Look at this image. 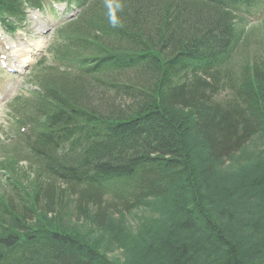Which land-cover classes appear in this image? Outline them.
<instances>
[{"label":"trees","instance_id":"trees-1","mask_svg":"<svg viewBox=\"0 0 264 264\" xmlns=\"http://www.w3.org/2000/svg\"><path fill=\"white\" fill-rule=\"evenodd\" d=\"M44 1L0 0V15L20 20L25 2ZM263 1L121 0L114 28L104 0H78L83 13L58 30L53 64L33 72L39 90L11 107L19 140L0 171L22 179L23 156L38 167L33 188L12 181L33 203L0 191V264H117L79 232L33 221L66 192L99 228L157 200L167 213L158 244L137 264H264V166L223 172L264 138V59L222 79L248 34L238 24ZM127 75L137 102L116 109Z\"/></svg>","mask_w":264,"mask_h":264},{"label":"rangeland","instance_id":"rangeland-1","mask_svg":"<svg viewBox=\"0 0 264 264\" xmlns=\"http://www.w3.org/2000/svg\"><path fill=\"white\" fill-rule=\"evenodd\" d=\"M57 7L63 9V6L60 5H57ZM256 12L264 16V8H260ZM64 18L62 13L56 14L51 11H47V15L40 12L32 13L25 28L19 30L16 34L5 33L0 26V139L2 141L0 161H6L5 155L12 157L10 152L6 151V148L7 145L12 143L18 131L13 119L15 113L12 112L11 108L13 101L20 96L29 97L32 95L31 92L35 90L33 83H36L32 78L34 67L32 65H34L36 57L46 54L48 44L54 37L56 26ZM238 26L240 30L247 31L248 34L236 52L237 58L234 59V67L230 65L224 70L225 75L222 79L226 83L231 78L237 80L242 73L243 65H252L255 59H264V20L239 23ZM36 47L39 48V54L33 58L29 69H23V61L29 60L32 50ZM5 53H8L9 57ZM1 61L8 65L7 68L1 66ZM44 67L51 66L47 62V64L44 63ZM59 73V71H54L53 75L56 76ZM127 76L129 78H125V76L123 78L126 83L129 82V87L117 94L115 104H112V107H116V109H126L133 105V102H137L133 96L137 90L134 87L136 84L132 81V76ZM226 94L227 92L221 91L216 99H227ZM94 95L97 96L96 93ZM10 103L12 104L9 106ZM226 164L223 172L227 174L239 173L243 168L264 166V138L255 137L240 155L233 157ZM19 166L22 171L29 172L31 175L28 174V176L22 173V179L18 176L20 174L13 179L11 172L0 171V191L16 205L21 204V199L29 205V198L33 203L32 196H34V193L31 196L28 193V198L23 191L19 190L21 192L18 195L12 181L22 180L23 185H26V190L33 188L32 177L38 165L32 164V161L23 157L20 159ZM0 169L3 168L0 167ZM9 177H11L10 180ZM60 186L65 188L63 184ZM73 197H69L67 192L61 198L56 197L57 205L50 212L49 209H44L43 205L38 207L36 218L33 221L37 219L50 221L58 227L79 232L81 236L96 245L103 254L117 264H137L143 256V251L145 252L149 245L156 246L158 244L154 243L153 234L157 232L158 218H163L167 213L166 211L162 212V209L157 207V200L152 204L148 202L147 206L137 208L131 213L112 215L108 226L99 228L93 220L80 215ZM32 206L34 207L35 204H32ZM236 220L237 218L235 222Z\"/></svg>","mask_w":264,"mask_h":264},{"label":"clouds","instance_id":"clouds-1","mask_svg":"<svg viewBox=\"0 0 264 264\" xmlns=\"http://www.w3.org/2000/svg\"><path fill=\"white\" fill-rule=\"evenodd\" d=\"M104 7L107 10L108 23L114 28L120 26L117 13L122 12L124 8L121 0H104Z\"/></svg>","mask_w":264,"mask_h":264}]
</instances>
